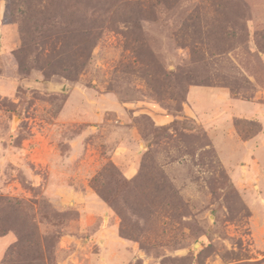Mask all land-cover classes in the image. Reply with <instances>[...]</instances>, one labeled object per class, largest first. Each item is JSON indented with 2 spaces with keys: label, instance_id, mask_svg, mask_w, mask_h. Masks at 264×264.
<instances>
[{
  "label": "rangeland",
  "instance_id": "obj_1",
  "mask_svg": "<svg viewBox=\"0 0 264 264\" xmlns=\"http://www.w3.org/2000/svg\"><path fill=\"white\" fill-rule=\"evenodd\" d=\"M262 2L0 0V229L31 241L9 264H105L62 241L79 214L49 194L74 186L111 201L122 264H264L248 238L264 213L183 114L192 86L262 95ZM149 107L170 123L155 125ZM134 127L141 156L127 179L111 154Z\"/></svg>",
  "mask_w": 264,
  "mask_h": 264
},
{
  "label": "crops",
  "instance_id": "obj_2",
  "mask_svg": "<svg viewBox=\"0 0 264 264\" xmlns=\"http://www.w3.org/2000/svg\"><path fill=\"white\" fill-rule=\"evenodd\" d=\"M262 4L264 5V2ZM262 10V15L258 13L260 16L255 21L264 22V8ZM260 25L263 24L260 23ZM204 89H208L209 92H204ZM194 91H197V94H194ZM209 97L218 102L215 106L220 107L213 109L204 107V100H208ZM187 101L183 110L184 116L212 134V142L218 158L232 173L236 186L244 191L246 201L249 200L251 203L250 210L254 213H264V92L248 102L233 97L225 88L192 86L189 89ZM68 108L69 103L64 110L67 112ZM122 111L125 114V106ZM66 112L62 118L67 117ZM144 112L157 126H166L171 121L170 116H164L152 107ZM138 113L140 112L135 114ZM97 116L102 117V114ZM75 119L79 120L81 116L74 114L71 121ZM124 122L122 121V125ZM253 127L257 128V131H251ZM41 136L46 138V135ZM125 138L112 152L111 160L122 169L127 179H133L141 156L139 152L141 145L137 143L138 147L136 146V141L140 138L138 129L134 127L132 136ZM45 146L48 147L44 141L42 148ZM49 151L53 152L52 149ZM76 155L78 156V153ZM12 190L14 195L19 193L14 188ZM49 196L60 211L74 209L79 214L77 220L71 221L63 237L62 241L67 248L71 247L70 249L75 250V253L89 251L92 257L95 256V258H89L95 261L100 260L105 264L113 259L115 264H122L127 260L129 244L120 237L110 209L97 193L87 187L74 186L51 191ZM252 221V234L248 238L253 239V248L264 251V223L257 225L258 220L255 218ZM16 240L13 233L0 237V261ZM93 248L95 252H91Z\"/></svg>",
  "mask_w": 264,
  "mask_h": 264
},
{
  "label": "trees",
  "instance_id": "obj_3",
  "mask_svg": "<svg viewBox=\"0 0 264 264\" xmlns=\"http://www.w3.org/2000/svg\"><path fill=\"white\" fill-rule=\"evenodd\" d=\"M23 49H25V45L23 46V48H22V50ZM100 197V196H99ZM101 197H102V201L106 204V205H109V206H111V201L108 199V198H106L104 195H102L101 194ZM100 197V198H101ZM6 229V228H5ZM1 231H0V237H3V236H5V235H8V234H11V233H13V234H15V236H17L16 238H17V240H16V242L12 245V246H10L9 247V249L7 250V255H6V258H5V256H4V258L1 260L2 261V263L1 264H9L10 262H12V260H11V256H13V254H17V253H19V252H24V251H26L27 249H28V247L30 246V244H31V241H30V239H29V236H26V235H24V234H22L21 232H20V230L18 229V227L17 226H14V227H9L7 230H4L3 228H1L0 229ZM22 234H20V233ZM18 237H19V239H18ZM23 237H25V238H23ZM25 244H24V243ZM37 252H38V249H37ZM0 261V262H1ZM24 264H34L32 261H25L24 262Z\"/></svg>",
  "mask_w": 264,
  "mask_h": 264
}]
</instances>
